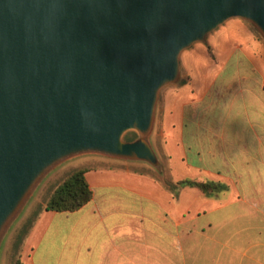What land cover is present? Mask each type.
<instances>
[{"label":"water","instance_id":"95a60500","mask_svg":"<svg viewBox=\"0 0 264 264\" xmlns=\"http://www.w3.org/2000/svg\"><path fill=\"white\" fill-rule=\"evenodd\" d=\"M231 19L264 39V0H0V263L39 186L67 163L165 172L160 91L182 81V53Z\"/></svg>","mask_w":264,"mask_h":264},{"label":"crops","instance_id":"0c3cea01","mask_svg":"<svg viewBox=\"0 0 264 264\" xmlns=\"http://www.w3.org/2000/svg\"><path fill=\"white\" fill-rule=\"evenodd\" d=\"M226 39L219 52L204 44L190 54L187 81L164 98L172 182L219 188L170 190L150 175L90 167L92 200L43 210L21 264H264V49L240 28Z\"/></svg>","mask_w":264,"mask_h":264},{"label":"rangeland","instance_id":"374dc122","mask_svg":"<svg viewBox=\"0 0 264 264\" xmlns=\"http://www.w3.org/2000/svg\"><path fill=\"white\" fill-rule=\"evenodd\" d=\"M242 27L244 28L245 32H247V34L249 35L251 33L253 34L256 40L254 44L261 46L264 49V39L262 38V36L250 24L243 21L242 19H231L227 21L218 30H216L214 33L209 35L207 39V43H204V44L206 45L208 44L207 45L208 47H215L216 51L219 52V49H225L228 47L229 41L226 38H228V36L230 37V34H234L235 31L239 30V28H240V31L244 32ZM204 44L196 43L193 45L191 49L184 51L182 53L181 66H182V71H183V76H184L182 81L177 85H170V86L164 87L160 91V94H159V107H158V115H157V121H156L157 123L155 127V132H154L153 145L162 163L165 166V172L162 174L145 163L119 161V160L109 159L105 157H93V158L84 157V158L71 161L70 163H67L66 165L58 168L52 174H50L44 180V182L39 186L33 198L30 200V202L26 206L24 212L22 213L20 218L17 220L13 230L8 236L7 242H5L4 247L2 249L0 264H16V261L18 259L17 247L19 245L21 236L23 238L25 234H28L29 230L34 225V221L39 217V215L43 211L42 209L45 207L50 194L57 187V185L74 170L88 169L90 167H97V166H101V167L105 166V167L123 168V169L130 170L133 172L144 173L146 175H150L156 178L159 181H163L165 177L168 179H171L169 157L163 151V146H164V135H163L164 98L166 94L169 92V90L173 88H178L184 82L187 81L186 70H185L186 64L192 65V63L189 62V55L190 54L198 55L200 52L206 50L207 46H205ZM137 136L138 135L136 132L131 131L125 135V140L133 141L137 138ZM23 243H24V240L21 246H23Z\"/></svg>","mask_w":264,"mask_h":264},{"label":"trees","instance_id":"16d2710c","mask_svg":"<svg viewBox=\"0 0 264 264\" xmlns=\"http://www.w3.org/2000/svg\"><path fill=\"white\" fill-rule=\"evenodd\" d=\"M86 173L87 169H77L71 172L53 190L48 198L45 207L42 210L55 212H74L88 204L93 198V191L91 190L90 185L87 181ZM166 186L170 190H175L178 187L196 188L207 196H211L212 193L219 188V186L214 182H202L191 179L182 180L178 183L169 181L166 183ZM36 220L34 221V223L36 222ZM27 235L28 234H25V236L23 237L24 239L21 236L19 245L17 247L18 259L16 261V264H21V245Z\"/></svg>","mask_w":264,"mask_h":264}]
</instances>
